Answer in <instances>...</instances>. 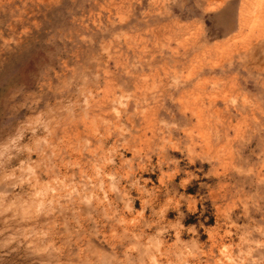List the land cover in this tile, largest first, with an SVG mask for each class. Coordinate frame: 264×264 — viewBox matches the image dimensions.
Masks as SVG:
<instances>
[{"label": "rangeland", "instance_id": "1", "mask_svg": "<svg viewBox=\"0 0 264 264\" xmlns=\"http://www.w3.org/2000/svg\"><path fill=\"white\" fill-rule=\"evenodd\" d=\"M263 69L264 0H0V264H264Z\"/></svg>", "mask_w": 264, "mask_h": 264}, {"label": "bare ground", "instance_id": "2", "mask_svg": "<svg viewBox=\"0 0 264 264\" xmlns=\"http://www.w3.org/2000/svg\"><path fill=\"white\" fill-rule=\"evenodd\" d=\"M264 70V69H263ZM5 161H7V160H5Z\"/></svg>", "mask_w": 264, "mask_h": 264}]
</instances>
